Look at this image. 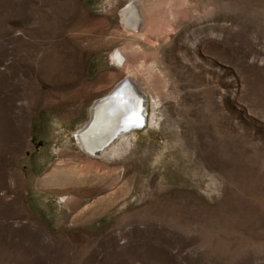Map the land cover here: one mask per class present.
<instances>
[{"label":"rangeland","instance_id":"rangeland-1","mask_svg":"<svg viewBox=\"0 0 264 264\" xmlns=\"http://www.w3.org/2000/svg\"><path fill=\"white\" fill-rule=\"evenodd\" d=\"M128 1L0 0V264H264V0H156L176 22L140 44L166 80L157 124L142 85L130 149L88 161L76 132L126 76Z\"/></svg>","mask_w":264,"mask_h":264},{"label":"bare ground","instance_id":"bare-ground-1","mask_svg":"<svg viewBox=\"0 0 264 264\" xmlns=\"http://www.w3.org/2000/svg\"><path fill=\"white\" fill-rule=\"evenodd\" d=\"M157 7L158 3L156 0H129L119 10V23L121 28L124 29L126 42L121 44L120 48L115 47L112 50V59L116 66H122L120 69L122 68L125 71L126 76L110 92H107V95L99 98L90 106L88 122L78 128L76 132V140L78 141L79 148L82 151L84 150L82 153L90 157L86 158L89 159L88 161H94L95 159L102 160V158H107L108 161V158H118L130 149L131 142L134 141L132 138L136 137V130L147 123L149 116L147 113L149 99L146 93L143 92L144 90L141 91L142 85H145L150 91L152 112L149 123L152 125L157 124L155 110H158L163 103L162 100L165 94L163 87L166 84V80L162 74L155 71V61L153 60L152 54L143 55L140 52V44L141 42L151 44L155 38L153 35H160L166 26L176 23L175 21L165 20L166 18H163L162 13L159 12ZM179 14L182 13L178 12ZM142 57L144 61L138 63ZM148 60L151 61L147 63ZM134 80H138V84ZM118 85L122 86L120 88L121 90L115 94H111ZM115 95H118L119 99L129 101L133 105V112L141 120L139 125L129 122V117L126 115L115 118L117 114L115 113L117 104L114 102L116 99H113ZM106 96L110 97L107 100L111 101V105L109 106L111 107L110 111L112 113L110 116H107L106 121L108 122L109 119H112V126L103 137H99V139H96L98 137L94 139L90 138V140L85 133L90 131L97 120H99V103ZM133 112H130V116H132ZM88 123L90 125L87 127ZM86 136L89 139L88 141L92 143L91 145H88L86 142ZM49 178L50 180L48 181L59 182L60 184L65 181V178L58 173L52 174ZM66 196L62 197L63 200H66Z\"/></svg>","mask_w":264,"mask_h":264},{"label":"snow or ice","instance_id":"snow-or-ice-1","mask_svg":"<svg viewBox=\"0 0 264 264\" xmlns=\"http://www.w3.org/2000/svg\"><path fill=\"white\" fill-rule=\"evenodd\" d=\"M128 119H129V122L133 124L139 125L141 123L140 118L135 114V112H133L132 116H130Z\"/></svg>","mask_w":264,"mask_h":264},{"label":"water","instance_id":"water-1","mask_svg":"<svg viewBox=\"0 0 264 264\" xmlns=\"http://www.w3.org/2000/svg\"><path fill=\"white\" fill-rule=\"evenodd\" d=\"M121 87H122L121 85H118V86L112 91L111 94H115V93H117L119 90H121V89H120ZM86 123H87V122H86ZM89 125H90V124L88 123L87 127H88Z\"/></svg>","mask_w":264,"mask_h":264}]
</instances>
